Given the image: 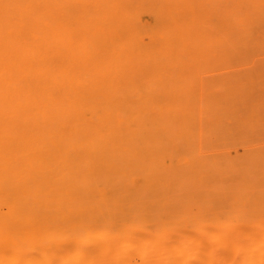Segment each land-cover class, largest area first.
Returning <instances> with one entry per match:
<instances>
[{
    "label": "bare ground",
    "instance_id": "bare-ground-1",
    "mask_svg": "<svg viewBox=\"0 0 264 264\" xmlns=\"http://www.w3.org/2000/svg\"><path fill=\"white\" fill-rule=\"evenodd\" d=\"M262 52L264 0H0V264H264Z\"/></svg>",
    "mask_w": 264,
    "mask_h": 264
},
{
    "label": "rangeland",
    "instance_id": "rangeland-1",
    "mask_svg": "<svg viewBox=\"0 0 264 264\" xmlns=\"http://www.w3.org/2000/svg\"><path fill=\"white\" fill-rule=\"evenodd\" d=\"M261 55H264V52H262ZM263 116H264V114H263ZM262 132H264V125H263V128H262V130H261V135L263 134ZM263 138H264V134L262 135V138L260 137V139L264 142ZM262 141H261V142H262Z\"/></svg>",
    "mask_w": 264,
    "mask_h": 264
}]
</instances>
